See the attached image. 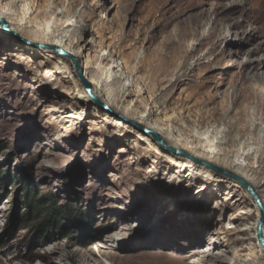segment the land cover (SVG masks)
<instances>
[{"label": "rangeland", "instance_id": "374dc122", "mask_svg": "<svg viewBox=\"0 0 264 264\" xmlns=\"http://www.w3.org/2000/svg\"><path fill=\"white\" fill-rule=\"evenodd\" d=\"M27 2L28 11L47 4L53 9L58 7L59 12L70 7L77 9V13L69 15L78 26L74 36L92 40L93 45L88 46L91 54L96 49H103L106 55L118 50L116 59L131 73L130 77L124 75L120 83H114L112 74L103 65L99 67V61L96 63V71L111 80L120 105L129 107L136 115L146 113L149 119L170 125L193 145H197L198 134L217 122L232 105L234 86L242 94L238 106L253 102L246 98L247 85L234 65L248 54L256 62H264V0ZM43 19L50 20V16L44 15ZM52 22L58 25L56 19ZM6 28L0 23V38L4 34L15 37ZM236 46L248 51L247 54L240 58L231 54L230 50H239ZM9 50L0 43V264H10L7 258L12 255L19 264L45 261L92 264V260L82 258L80 253L91 249L97 240L88 246L79 245L78 241L88 238L83 240L74 231L72 238H58L51 244L30 228L27 210L34 194L38 198L50 194L62 209L63 217L69 218L68 228L76 230L81 224L88 237L105 231L103 239L122 224L131 227L132 235L130 238L123 235L120 245L132 244L134 235L149 232L184 236L190 241L188 246L162 245L156 240L138 242L152 250L177 249L186 262H194L190 264L201 261V255L193 253L215 244L217 230L224 231L221 225L236 227L233 218L239 216V209H235L234 202L225 201V193L218 197V202L211 199L206 206L199 203L202 185L218 182L221 177L198 174L190 181L192 184L180 186L182 176L189 180L190 172L178 173L170 168L173 159L162 158L151 147L132 148L135 142L141 145L144 141L134 136L135 133L115 129L111 122L98 117L95 110L72 103L75 98L69 96L76 97L78 92L73 84L76 74L70 60L64 59L70 73L61 81L73 87L74 93L59 94L60 87L48 81L51 75L41 76L45 75V69L37 62L43 57L22 52L19 56L24 59L19 62L17 55L7 53ZM40 79L52 92L48 97L40 92ZM173 81L179 83L176 89L169 87ZM254 91L264 93V86L256 84ZM100 94L105 96L106 91L101 90ZM256 103L261 107L258 115L261 122L264 100ZM67 104L70 108L65 107ZM70 112L82 117H62ZM230 116L238 121L247 120V116L235 111ZM228 121H224L225 127L230 124ZM239 126L237 138L232 136L235 149L248 137V130ZM257 145L258 152H264V144ZM151 153L155 155L150 159H141ZM27 186L32 188L29 192L33 196L26 195ZM211 202H214L211 207L217 203L221 208L209 210ZM207 209L209 212L202 214V219L208 217L209 224H215L212 227L195 224L201 216L198 212ZM241 226L246 229L251 224L244 222ZM253 235V232L243 235L247 239L244 245L228 254L232 262L261 264L259 241ZM210 262L216 263L213 259Z\"/></svg>", "mask_w": 264, "mask_h": 264}, {"label": "bare ground", "instance_id": "6f19581e", "mask_svg": "<svg viewBox=\"0 0 264 264\" xmlns=\"http://www.w3.org/2000/svg\"><path fill=\"white\" fill-rule=\"evenodd\" d=\"M27 3V0H6L4 3L0 0V19L6 24L9 31H11V33L16 37L4 34L3 37L0 38L2 48L6 50L8 48L11 49V51L9 50V52H7L9 55H17L20 59L19 62H22L21 60L24 59V57H20L22 56V52L31 53L35 57H43L39 60V62H37L40 68L45 69V75L41 76L46 77V75L50 74L51 77L48 81L54 82L55 85L60 87L59 94H68L69 92L73 94V87L62 84L61 81V78H64L66 73H70L69 66L64 62V59L68 58L60 53H56L52 47L61 48L72 53L82 64L83 74L90 82L92 92L100 100L107 103L110 109H104L100 107L96 101H94L91 95L86 91L83 81L80 79L74 68L76 77L73 75V84H75L78 94L76 97L69 96L71 98H75L72 103H76V105L81 104L80 106L83 104V106H85L89 111L90 109L95 110L93 112H95L98 117H102L103 120L111 122L115 126V129L117 127L121 128V130L123 129L128 132L135 133L134 136H136L139 140L144 141L141 145L135 142L132 148L138 147V150H140V148L144 150L142 147H151L155 153L160 155L162 158L167 160L173 159L171 164H169L171 165L170 168L172 167V169L178 170V173L184 170L186 172H190L187 176V178L190 176L189 180L182 176V183H180V186L185 183L192 184L193 182L190 181H192L193 177L197 178L198 174H207L209 178L216 179L221 177L218 182H205L206 184L204 183L202 185V188L199 191L201 196L199 203L206 206L211 199H215V202H218V197H221L222 194L225 193V201L229 200L234 202L235 209H239V216L233 218V220L236 221V227L226 228L224 225H221V228H223L224 231L222 232L217 230V233L214 235L215 244L212 247L208 246L207 249L204 248L199 252L193 253L201 255V261H197L195 263L211 264L210 261L213 259L216 261L215 264H236L235 261L232 262L231 258L229 259L228 254L235 253V249L237 250V247L240 244L242 246L244 245V242L247 239L243 235L253 232V238L258 239L259 241V257L261 264H264V247L258 237V224L262 219V215L261 209L254 196L235 179L215 172L203 164L190 160L180 153H176L159 146L148 134L143 133L140 130L133 129L128 122L134 121L141 126L152 129L156 131L168 145L183 149L204 162H210L242 177L254 190L264 207V152H258L256 149L259 142L264 144V127H261L264 123V116L261 118L262 121L259 122L260 118L258 115L261 113V107L258 103L255 104V102H262L264 100V93L259 91L252 92V89L256 84L264 86V62H256L251 59L248 54L246 59L235 63L234 66L239 68L242 73L241 80L247 85V92L249 95L247 94L246 98L253 99V102L240 104L238 106V102L242 94H240L237 90V86H234L232 91V105H229L227 111L220 119H218V121L215 120L217 122H214L212 126H206V130L203 133L198 134V138L196 135V143L197 145H200L197 146L191 144L192 141L183 137L181 133L174 130L170 125L151 120L149 119V114L146 113L136 115L129 107L120 105L119 98H117L113 93L112 84L110 83L111 80L105 78L103 73L96 71V63L99 61L98 66L103 65L101 67H104L103 69L112 74V80L114 83H120L121 78L124 75L130 77L131 73L127 66L122 65L116 59L115 56L117 55L118 50L113 49L112 54L106 55L103 49H96L94 54H91L90 50H88L90 49L88 46L93 45L91 42L92 40H87L86 38L84 40L81 38L77 39L74 36L78 26L73 18H69V15L70 13H77V9L75 10L70 7L68 10H62L59 12L58 7L53 9L50 4H47L38 5L31 11H28L26 10ZM47 14L50 16V20L43 19V16ZM62 17H65L66 19L62 20ZM52 19H56L58 21V25H53ZM217 23L218 21L215 25ZM226 35L228 36L229 33ZM81 41H84L85 44L82 45ZM38 44L46 46L38 47ZM8 45H11V47H8ZM236 47L239 50H230V53L235 54L237 58L247 54L248 51L244 52V50H242L239 46ZM54 60H56V62ZM30 61H32L31 58L29 59V62ZM54 76H58V78H55ZM41 81V86H39L40 92L44 95V97H48L52 92H49L46 87L43 86L44 82ZM176 82L173 81L170 83V89H176L179 86V83ZM101 90L106 91L105 96L100 94ZM69 106L70 105L67 104L65 107ZM233 111L242 116H247V120L238 121L232 119L230 114ZM262 115H264V112ZM62 117L81 118L82 114L78 116L71 114L70 112L64 114ZM207 119H211V116L207 117ZM227 119H229L228 122L230 124L225 127L224 121ZM239 125H242L248 130V137L246 141H244L245 143L241 141L237 149H235L231 142L233 141L232 136L237 138V133L240 130ZM108 131L112 130L108 129ZM119 139L122 140V138ZM144 144L146 146H144ZM121 151L126 152V149L122 148ZM152 155L154 156L155 154H147V156H143L141 159H150ZM186 168L190 169L187 170ZM176 177H179L178 174ZM209 204V210L213 211L221 208V205L217 203L213 207L211 206L214 202ZM209 210L207 209L206 211L198 212L201 216L197 218L195 224H209L210 220L208 217L205 218V220L202 219V214L209 212ZM244 222L250 223L251 227L242 229L243 227L241 225H243ZM214 224L215 223L209 224V226L212 227ZM128 226L129 225L127 224H122L112 229L110 233H107L106 237L96 241L95 245L93 244L91 249L80 253V256L82 258H89L92 260V264H103V261H105V264L194 263L190 260V262H186L184 260L185 258L178 254L177 249H173L172 251L161 248L152 250L146 248L148 245L138 242L140 240H156V242L162 245L175 244L178 246H188L190 244L189 239L177 234L149 232L139 236L134 235L131 239L134 241L132 244L120 245V241L124 239L123 235L128 234L127 238H130L132 235V229ZM261 232L264 241V220L262 221ZM220 233H224L225 236L222 237ZM234 237H237V239L233 240ZM222 239L227 241V243L224 241L222 242ZM54 242L56 241H53V243ZM7 260L10 264H19L17 260L14 259L13 255L7 258ZM48 263V261L44 262V264ZM238 264H241V261L238 262Z\"/></svg>", "mask_w": 264, "mask_h": 264}, {"label": "trees", "instance_id": "16d2710c", "mask_svg": "<svg viewBox=\"0 0 264 264\" xmlns=\"http://www.w3.org/2000/svg\"><path fill=\"white\" fill-rule=\"evenodd\" d=\"M30 189H32L30 186L26 187L27 196H33V193L31 194L29 192ZM47 200L51 201L47 202ZM63 216L64 213L62 212V209L51 199L50 194H45L39 198L34 194V197L30 198L29 208L27 210V217L31 223L30 228L36 232L39 238L45 239L47 243L58 238H72V233L77 231L79 236H82L83 240L88 238L86 241H78V244L88 246L94 241L100 240L105 232L102 231L95 237H88L84 232L83 225H78V229L76 228V230L68 228L67 222L69 221V218Z\"/></svg>", "mask_w": 264, "mask_h": 264}, {"label": "water", "instance_id": "95a60500", "mask_svg": "<svg viewBox=\"0 0 264 264\" xmlns=\"http://www.w3.org/2000/svg\"><path fill=\"white\" fill-rule=\"evenodd\" d=\"M0 23L3 24V26H6L5 23L2 22V20L0 19ZM9 29L6 28V31H8ZM38 47H45L46 45L43 44H38ZM52 49L56 52V53H60L62 55H64L65 57H67L68 59H70V61H72L73 66L75 71L77 72L78 76L80 77V79L83 81L84 86L86 88V91L91 95V97L94 99V101H96V103L104 108V109H110L109 105L107 103H105L104 101L100 100L93 92H92V86L90 84V82L87 80V78L84 76L83 74V68H82V64L80 63V61L70 52H67L61 48H57V47H52ZM132 125H134L135 127H137L141 132L148 134L152 140L154 142H156L159 146L164 147L165 149L174 151L176 153H180L181 155L189 158L190 160H193L194 162L203 164L204 166H206L209 169L214 170L215 172H218L220 174H223L225 176H228L232 179H235L236 181H238L242 186H244V188H246L250 194H252L254 196V198L256 199L260 209H261V215H262V219L258 224V237L260 242L262 243L263 247H264V241H263V236H262V232H261V225H262V221L264 220V207L262 206L260 200L258 199L256 193L254 192V190L250 187V185L247 183V181L245 179H243L242 177L235 175L217 165H214L210 162H204L203 160H200L198 158H196L194 155L186 152L183 149L180 148H176L174 146L168 145L164 139H162V137L154 130L149 129L147 127L141 126L139 124H137L134 121L130 122Z\"/></svg>", "mask_w": 264, "mask_h": 264}, {"label": "clouds", "instance_id": "9594fccd", "mask_svg": "<svg viewBox=\"0 0 264 264\" xmlns=\"http://www.w3.org/2000/svg\"><path fill=\"white\" fill-rule=\"evenodd\" d=\"M63 239H65V238H63ZM98 241V240H97ZM49 243H51V242H49ZM93 244V243H92Z\"/></svg>", "mask_w": 264, "mask_h": 264}]
</instances>
